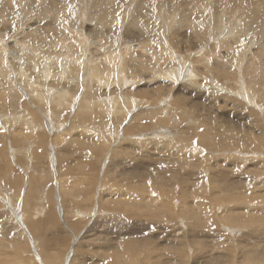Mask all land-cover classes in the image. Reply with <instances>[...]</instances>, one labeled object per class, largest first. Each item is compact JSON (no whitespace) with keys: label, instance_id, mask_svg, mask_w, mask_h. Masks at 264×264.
<instances>
[{"label":"rangeland","instance_id":"1","mask_svg":"<svg viewBox=\"0 0 264 264\" xmlns=\"http://www.w3.org/2000/svg\"><path fill=\"white\" fill-rule=\"evenodd\" d=\"M13 1L0 0V8L7 7L15 16L10 25L0 24V91L14 88L25 93H19L17 100L0 104V264H69L73 250L70 264H249L242 262L245 249H237L236 245L245 239L243 232L250 228L237 227L223 216L233 211L259 214L257 208H263L264 214V0H137L134 8V0H120L119 9L123 10L118 12L125 15L124 11L129 10L132 19L140 9V22L146 26L140 25V32L130 27L135 30L130 38L125 36V30L124 35L118 34L132 25L124 16L118 23L112 19L106 24L100 22L94 13L97 0H87L86 5L82 4L84 0H74L80 15L84 13L82 18H78L79 12L75 17L64 15L65 7H55L51 0ZM57 1L62 5L68 0ZM48 5L56 12L59 9L58 18L43 14ZM116 7L108 6L109 12L118 14ZM242 9H247L250 16L253 11L260 13V20L255 18L258 22H253L254 27H248L250 31L246 33L242 32L244 25L239 15ZM187 16L194 24L204 23L205 31L199 35L203 37L193 33L192 25L182 27L179 20ZM39 24L45 33L41 45L26 42L22 33ZM6 27L10 32L2 36ZM230 27L235 29L232 34H228ZM224 33L230 46L218 49L217 42L226 39ZM80 46L84 50L79 56L86 52L83 63L94 57L93 65L101 70L99 79L93 77L90 85L82 79L83 68L78 72L79 68L71 65L64 70L59 63L65 62L66 54L63 56L62 52L76 55ZM114 48L118 53L116 67L102 56L106 50L116 52ZM182 60L186 69L178 68L180 80L158 75L171 73ZM121 66L124 83L119 75L112 77L105 71L117 74ZM44 68L52 74L56 72L47 81L38 74ZM183 72H187V79ZM190 73L194 74L192 79ZM34 83L44 87L41 91L49 88L52 92L69 86L78 92V98L86 93L91 100L101 101L102 108L96 106L85 115L78 114L73 122L69 107L59 109L54 105L51 109L57 116L52 118V112L43 108L46 105L29 99ZM117 98L124 103L118 104L122 112L115 116L110 101ZM134 101L143 104L134 107ZM18 109L26 112L29 120H17L13 112L20 116ZM144 109L163 111L151 119H132ZM25 122L39 125L33 128ZM102 123L103 132L97 127ZM59 124L64 128H58ZM68 126L72 128L65 130ZM155 126L174 133L170 145L178 149V154L168 152L162 145L140 148L141 140ZM57 128L63 130V135ZM92 128L99 129V133ZM155 137L149 138L154 143L162 141ZM225 141L232 144H224ZM12 147L19 148L22 154L13 155ZM170 159L184 161V174L179 172L180 177L193 180L202 175L209 180H234L238 196L225 197L219 190L212 196V184L207 183L208 196L168 199L164 212L172 216L165 215L163 220L169 222H161L151 213L152 208L148 211V201L139 196L146 191L138 192L128 185L145 181L152 188L158 182L154 178L157 172L156 176L165 180L171 174L166 167ZM180 163L175 168L179 169ZM134 169L152 175L137 179L124 174ZM11 191L16 195L15 209L5 203ZM161 194H154V204L166 202ZM44 205L45 213L36 216L35 212ZM190 206L196 210L203 207L204 212L197 213L206 225L197 226L194 217L185 215ZM63 208L66 213L69 211L64 218ZM74 210L88 214L73 216ZM20 212L24 213V222ZM234 229L242 233L235 236ZM196 239L202 243L193 242ZM157 253L158 263L154 257L147 260ZM178 253L183 257H176Z\"/></svg>","mask_w":264,"mask_h":264},{"label":"bare ground","instance_id":"2","mask_svg":"<svg viewBox=\"0 0 264 264\" xmlns=\"http://www.w3.org/2000/svg\"><path fill=\"white\" fill-rule=\"evenodd\" d=\"M11 2V0H8V2ZM15 1V0H14ZM13 1V2H14ZM52 1V3H54L53 5L55 6V7H57V6H63V8L65 7V9L63 10V14L64 15H66V16H74L75 17V15L79 12V15H78V18H79V16H81V18H82V16L84 15V13H82L81 15H80V11H79V8H78V4H76V1H74V0H68V1H65V2H62V5L57 1V0H51ZM98 1V5H97V8L95 9V11H94V13H95V15L97 16V18H99L100 19V22L102 21L104 24H106L107 23V20H109V19H112L113 21H115V22H120L121 21V18L120 17H122V16H124V19L125 20H127L128 21V23H132V25H128L127 27H125V29H121L120 30V32L118 33L119 35H121L122 33H123V35H124V31L122 32V30H125V36L126 37H128V38H130L131 37V35L134 33L133 31H135V30H137L138 28H140L139 26L140 25H143L144 23H143V21H142V23L140 22V20H141V17H142V12H140L138 9L135 11V13L133 14V18L132 19H129V15H130V12H129V10H125L124 11V14L125 15H123L122 13L120 14L119 12H122V11H119V10H123V9H119V6H121V1L120 0H97ZM136 1L137 0H134L133 1V8H134V6H135V4H136ZM17 3L19 2V1H16ZM21 2V1H20ZM56 2H57V5H55L56 4ZM86 2H87V0H84V2L82 3V4H85L86 5ZM131 3H132V1H130ZM253 2V1H252ZM12 3V2H11ZM10 3V4H11ZM51 3V4H52ZM89 3H90V1H89ZM13 4V3H12ZM15 4V3H14ZM153 4V3H152ZM110 5H116L117 7H118V10L117 11H115L116 13L118 12V14H116L115 15V13H113V11H111V13L109 12V9H108V6H110ZM154 5V4H153ZM163 5H164V1H163ZM253 7H254V5L253 4H251ZM12 6V5H11ZM10 6V7H11ZM116 7V8H117ZM161 7V6H160ZM115 8V7H114ZM121 8H122V6H121ZM135 8H137V7H135ZM144 8H145V6H144ZM162 8V7H161ZM161 8H159V10H160V12L162 13V16L164 17V18H166V14L164 13L163 14V9H161ZM250 8V7H249ZM252 8V7H251ZM132 9V8H131ZM190 10H191V12H193V13H196V14H198L199 12L197 11V10H195V9H192V8H189ZM22 10H24V9H22ZM58 10V12H56V10H54V9H52L51 8V6L49 7V5H48V7H45L44 9H43V14H46V16H47V14H50V15H53V18H58L59 17V9H57ZM237 10V9H236ZM257 10V9H256ZM69 11H71L72 12V14H70V12ZM241 11V10H240ZM249 11H252L251 9L249 10ZM22 12H24V11H22ZM86 12H87V10H86ZM191 12H189V13H191ZM19 13V12H18ZM90 13V12H89ZM238 13V12H237ZM13 13H11L10 12V10L6 7V8H0V24H2V23H4V25L5 26H7V25H10L13 21H12V19H13V17H15L14 15H12ZM14 14H16V13H14ZM62 14V15H63ZM153 14V13H152ZM144 15V14H143ZM146 15H147V13H146ZM239 15H240V18H241V21L243 22V25L244 26H240L241 28H242V32H249L250 31V28H248V27H254L253 26V22H258L255 18H257L258 20H260V13L259 14H257V12L256 11H253L252 12V14H251V16H250V13L247 11V9H242V11L239 13ZM169 16V15H168ZM8 17H11V20H8ZM245 17H247V18H250V20H247V19H245ZM48 18V17H47ZM72 18V17H71ZM81 18H80V20H81ZM96 18V19H97ZM169 18V17H168ZM244 18V19H243ZM65 19V18H64ZM152 20H155L154 18H151ZM72 20H73V18H72ZM86 21V20H85ZM180 21V24H183V26L182 27H184L185 25L186 26H190L191 27V25H192V27L191 28H193V33L194 34H196V36H199L202 32H203V30L205 29V28H203L205 25H204V23H197V24H194L193 22H191L190 21V17H184V18H182V19H180L179 20ZM196 21V20H195ZM38 22H41V19H39L38 20ZM76 22V21H75ZM79 22V21H78ZM49 23H51V22H49ZM49 23H47V24H49ZM102 23V24H103ZM110 22H108V24H109ZM125 23V22H124ZM55 24V23H54ZM78 24V23H77ZM98 24V23H97ZM122 24V23H121ZM41 24H39L38 26H36V27H34V28H31L30 30H27V31H25V32H23L22 33V35H24V38H26V42H27V40H28V42H34V43H38V44H40L41 45V41L43 40V36H45L44 34V32H43V28L42 27H39ZM235 25V24H234ZM234 25H232V26H234ZM238 25V24H237ZM110 26V25H109ZM118 26H120V25H118ZM143 26H145V25H143ZM178 26V25H177ZM9 27V26H8ZM92 27V26H91ZM94 27V26H93ZM107 27V26H106ZM112 27V26H111ZM121 27H123L124 28V25L122 24V26ZM133 28V29H135V30H133L132 31V29L131 28ZM146 27V26H145ZM151 26H149V28H150ZM240 27H239V29H240ZM95 28V27H94ZM187 28V27H186ZM189 28V27H188ZM231 28V27H230ZM233 28V27H232ZM231 28V29H232ZM235 28H237V27H235ZM12 29V28H11ZM45 29V28H44ZM97 29H99V28H97ZM101 29L103 30V28L101 27ZM112 29V28H111ZM230 29V31L228 32V34H232L233 32H234V30L232 29L231 30ZM252 29V28H251ZM1 31H2V29H0ZM58 30H60V29H58ZM90 30V29H89ZM114 30V29H113ZM112 30V31H113ZM0 31V32H1ZM45 31V30H44ZM139 30H137V32H138ZM205 31V30H204ZM238 30L236 29V32H237ZM8 32H10L9 30H8V28L6 27L5 28V32H4V35H2V36H5ZM67 32V31H66ZM73 32V31H72ZM96 32V31H95ZM108 32V31H107ZM111 32V31H110ZM115 32V31H114ZM140 32V31H139ZM235 32V33H236ZM44 33V34H43ZM75 33V32H74ZM77 34V33H76ZM141 34H142V31H141ZM263 34V33H262ZM80 35L81 36H83L84 37V33L81 31V33H80ZM113 35V34H112ZM226 35V39H223V40H219L218 42H217V44H216V48H218V47H225V48H227V47H229L230 46V41L229 40H227V33L225 34L224 33V35H222L223 37ZM109 36V35H108ZM114 36V35H113ZM136 36V35H135ZM134 36V37H135ZM206 36V35H205ZM204 36V37H205ZM233 37L232 38H234L235 37V35L233 34L232 35ZM237 36V35H236ZM100 37V36H99ZM110 37V36H109ZM133 37V38H134ZM199 37H203V34H202V36H199ZM82 38V37H81ZM108 38V37H107ZM143 38V37H142ZM141 38V39H142ZM146 38V37H145ZM164 38V37H163ZM169 38V37H168ZM237 38V37H236ZM121 39V38H120ZM179 39V38H178ZM217 39V38H216ZM230 39V38H229ZM241 38H239V40H240ZM25 40V39H24ZM113 40V39H112ZM130 40H133V39H130ZM166 40V42H167V39H165ZM164 40V41H165ZM109 41V40H108ZM134 41V40H133ZM16 43H19V41H15ZM24 42V41H23ZM30 42V43H31ZM98 42V41H97ZM166 42H163L164 43V45H165V47H166ZM239 42V41H238ZM99 44H101V43H99ZM98 44V45H99ZM196 44V43H195ZM19 45V44H18ZM83 45V44H82ZM97 45V46H98ZM56 46H57V44H56ZM103 46V45H102ZM108 46H109V44H107V46H105V47H107L108 48ZM145 46V44H143V45H141V47H142V49H145L146 47H144ZM23 47V46H22ZM66 47V46H65ZM130 46H128L127 47V49H130L129 48ZM135 47V46H134ZM40 48V47H39ZM93 49V48H92ZM136 49V48H135ZM219 49V48H218ZM228 49V48H227ZM84 50V47L83 46H80V49H79V52L76 54V55H74V53H72V54H69L68 53V51H67V53H64V52H62V55L64 56L65 54V62L64 63H61V62H59L61 65H62V67H63V69L64 70H68L70 67H71V65H75V66H77L79 69H78V72L80 71L81 72V69L80 68H83V70L84 71H82V72H84V74L82 73V79H84V83H88V85H90L89 83H91V81L93 80V77H97L98 78V75L100 74V72L99 71H101L100 70V68L96 65V64H94L93 65V63H94V61L96 60L94 57H92L91 58V60H89L88 61V63L87 64H84L83 63V54H86V52L84 51L80 56H79V53H81V51H83ZM113 50H115V48L113 49ZM87 51V50H86ZM107 51V50H106ZM106 51H103L104 52V54L105 55H102V56H104V58L103 59H105V61L108 63L109 62V64L111 63V66H114V67H116L117 65H116V63H117V58H118V53H117V51L116 52H106ZM35 52V51H34ZM55 52V51H54ZM125 52H127L126 50H125ZM55 55V54H54ZM120 55V54H119ZM37 56V55H36ZM99 57H101V56H99ZM158 59V58H157ZM58 60V59H57ZM18 61V60H17ZM17 61H16V63H17ZM86 61V60H85ZM14 62V61H13ZM20 62H18V64H19ZM17 64V65H18ZM118 64V63H117ZM106 65H108V64H106ZM160 65V64H159ZM119 66V65H118ZM180 66H183V69L185 70L186 68H185V60H182L181 62H180V64L178 65V67L176 68H174V70H172L171 71V73H169L168 71H166V72H164L163 74H158L159 76H166V77H169V78H173V77H175V78H178V80H180V78H182V77H179V74H180ZM0 67H2V66H0ZM61 67V66H60ZM59 67V68H60ZM179 68V69H178ZM188 68V67H187ZM19 69V68H18ZM17 69V70H18ZM20 69H22V68H20ZM118 70H117V74H115V72H112L111 70L110 71H108V70H105L106 72H108L109 73V75H112V77H113V75L114 76H118V78H119V80H120V82L121 83H124L125 81H124V76H123V74H122V70L124 69L123 68V66H121V67H118L117 68ZM113 71H114V68L112 69ZM183 70V71H184ZM58 71V70H57ZM38 74L39 75H42L43 77V79H46V81H47V79H48V77H51V75H53V74H55V73H53L52 74V71H50V70H48V69H43V70H38ZM51 72V73H50ZM54 72V71H53ZM61 72V71H60ZM156 72V71H155ZM62 73V72H61ZM61 73H59L60 75H61ZM19 74L20 75H22L21 74V72H19ZM190 74H192L191 76H190V78L192 79V76L194 75L193 73H190ZM34 75V74H33ZM183 75H185V78L187 79V72H186V74H185V72H183V74H182V76ZM60 78H57V79H59V81H60V83L61 82H63V80L61 79L62 78V76H59ZM117 78V77H116ZM189 78V79H190ZM194 78V77H193ZM22 79H23V76H22ZM56 79V78H55ZM64 79H65V77H64ZM99 79V78H98ZM54 80V79H53ZM51 81V80H50ZM58 81V80H57ZM46 83V82H45ZM80 83V82H79ZM82 84H83V82H82ZM16 86V85H15ZM50 86V85H49ZM79 86H80V84H79ZM84 86V85H83ZM87 86V85H86ZM89 87V86H88ZM32 88V87H31ZM42 88H44V87H42V86H40V85H38V84H33V89H29L30 91H29V99H36L37 101H40L41 102V104H43V105H46V106H43V108L45 109V111H47V112H52V114L50 115L52 118H54V116H57V112L56 111H54V110H52L51 108L52 107H55V106H58V108L59 109H64V108H66V107H69L70 108V110H72V119H73V122H74V116L76 117L78 114L80 115H85L86 113H89L91 110H93L94 109V107H96V106H99V107H101V105H100V103H101V101H94V100H91L87 95H86V93L84 94V93H82L83 95H80V97L78 98V92L77 91H73L69 86H63V87H60L59 89H60V91H56V92H52L51 91V89H46V90H43V91H41L42 90ZM17 89V88H16ZM18 90V89H17ZM17 90H15L14 88H10V90H3V91H0V104L1 103H5L6 101H8V100H12V99H14L15 97H17L18 98V94L19 93H21V94H24L25 92L24 91H22V90H18V92H17V94H16V92L15 91H17ZM78 90V89H77ZM80 91V90H79ZM87 91V90H86ZM15 92V93H14ZM9 93V94H8ZM11 93V94H10ZM27 95V94H26ZM98 99V98H97ZM15 100H17L16 98H15ZM125 100H127V99H125ZM120 103V105L122 104L123 105V103H124V100H122L121 98H117L115 101H110V107L112 106V108L115 110L114 111V113L113 114H115V116H117V115H119L121 112H122V110L120 109V107H119V104ZM142 103V102H141ZM141 103L140 102H133L132 104H133V106L134 107H138V105L140 106L141 105ZM127 104V103H126ZM129 104H131V103H129ZM143 104V103H142ZM55 105V106H54ZM132 106V107H133ZM145 106V105H144ZM13 108V111H15L14 110V104H13V106H12ZM104 107V106H103ZM102 108V107H101ZM149 108V107H148ZM11 109V108H10ZM40 109V108H39ZM51 110V111H50ZM57 110V109H56ZM163 110H164V108H163ZM163 110H159L158 109V111L157 110H150V109H148V110H142V111H139V112H137L135 115H133L132 116V119L133 120H142V119H147V118H152L153 117V115L154 114H156V113H158V112H162ZM18 111H20V116H18V114H17V111L16 112H13V115H14V117L17 115V120H19L20 122L21 121H23V120H21L20 118L22 117H24V118H28L27 117V113L25 112L24 113V111L23 110H19L18 109ZM24 113V114H23ZM62 113V112H61ZM60 113V114H61ZM129 113V112H128ZM50 114V113H49ZM25 115H26V117H25ZM122 115V114H121ZM132 115V114H131ZM5 118V117H4ZM118 119V118H117ZM28 120H29V118H28ZM31 120V119H30ZM98 120V119H97ZM115 120H116V118H115ZM24 121H26V120H24ZM77 121V120H76ZM15 122V121H14ZM118 122V121H117ZM19 123V122H18ZM4 124V123H3ZM12 124V123H11ZM38 124V123H37ZM36 123H27V122H25V125H29V126H32L33 128H36V127H38V125H37ZM0 125H2V123L0 122ZM13 125H15L14 123H13ZM50 125V124H49ZM47 126V125H46ZM55 127L57 126V125H54ZM75 126V125H74ZM58 128H64L63 127V125H58L57 126ZM97 127H99V128H101L100 129V131H105V129L103 128V123L102 124H97ZM156 128L153 130V131H151L150 132V134L149 133H147V134H149V136L147 135L146 137V139L145 140H141V141H143L141 144H140V148H147V146L148 145H153L154 147H157V148H159L160 147V145H162L164 148H167L168 150V152L169 151H172L173 150V152L175 153V152H177V154H178V149H172L173 147H171V145H170V143H171V139L173 138V132H169V130L170 129H167V128H164V127H162V126H155ZM9 128H10V126H9ZM57 128V129H58ZM72 127H70V126H68L67 128H65V130L67 129H71ZM113 128V127H112ZM11 129H13V128H11ZM60 129H58V130H60ZM93 129V128H92ZM91 129V130H92ZM58 130H56V131H58ZM107 130V129H106ZM60 131H62L61 133H59V135H63V130H60ZM93 131H95V132H97V133H99V129H93ZM116 135H115V137H117V135H118V133H119V130L118 129H116ZM107 133V132H106ZM152 133V134H151ZM151 135H154V136H156L155 138H159L160 140H162V141H160V142H155L154 143V141H152L149 137L151 136ZM99 136V135H98ZM100 138H101V135L99 136ZM103 138V137H102ZM152 138V137H151ZM154 138V139H155ZM169 138V140H164V139H168ZM140 139V138H139ZM153 139V138H152ZM224 144H227V145H231L232 143L230 142V141H228V143L225 141L224 142ZM30 148H31V146H30ZM29 149V146L27 147V150ZM32 149V148H31ZM26 150V149H25ZM11 152H12V154L13 155H17L18 154V152H20L21 153V150H19V148L17 149V148H13L12 147V149H11ZM29 152H30V150H29ZM29 152L27 153L28 154V156H30L29 155ZM149 152V151H148ZM22 154V153H21ZM26 154V152H25V155H27ZM150 154V153H149ZM151 155V154H150ZM152 156V155H151ZM147 157H150V156H147ZM150 159H151V157H150ZM171 160V159H170ZM181 162V163H180ZM176 163H180V167H179V169L178 168H175L176 166H177V164ZM166 164H167V166L166 167H169V171L171 172V174L169 175L168 173V175H166L167 177H166V179L165 180H163V179H159V177L158 176H156L157 175V173H156V175H155V177L154 178H157L158 179V182H156V185L155 186H153L152 188H150V186H147V184H146V182L145 181H142L140 184H138V185H128V187H133V188H135L138 192L140 191V190H142V191H146V194H144V193H139V196H140V198L142 199V200H147L148 201V203H147V207H148V211H150V209L152 208V212L151 213H154V215H156L157 217H158V219H160L161 218V222H164V223H168L169 221H166V220H163V218H164V216L166 215V213L164 212V207H166V206H168L169 204H168V199H174V198H178V197H180V196H182L181 198H183V197H187V198H191V197H197V196H208L209 195V192H207V189H209L210 188V192H211V195L212 196H215L214 195V191H217V190H219V191H221V193H222V195L223 196H225V197H231L232 196V198H235V197H237L238 196V194H239V192H238V188L237 187H235V186H237V184H236V182L233 180L232 182H230L229 181V178H227V179H224V180H220V179H216V178H212L211 180H209L207 177H202V175H200V176H196V178L194 177V179L192 180V179H190L189 177H185V176H182V177H180L179 176V172H182V174H184V170L182 169L183 168V165H184V161L182 160V159H174V160H171L170 161V163L169 162H166ZM104 168L106 167V163L104 162ZM136 167V166H135ZM178 167V166H177ZM158 171V170H157ZM149 172H145V171H141V170H136V169H134V170H129V171H127V172H124V174H128L129 175V177H131V178H137V179H140V177H145V176H147V177H151L150 176V174H148ZM152 175V174H151ZM165 176V175H164ZM203 178H204V180H203ZM143 178H141V180H142ZM222 182V183H221ZM207 183H211L212 184V186L211 187H209L208 188V186H207ZM145 185V186H144ZM235 187V188H234ZM153 192V193H152ZM156 192H160V193H162L161 195H163L165 198H166V202L165 203H163V204H160V203H155L154 204V200H156V199H154V194H156ZM42 194V193H41ZM149 196V197H148ZM6 197H8L7 198V200H6V204H10L11 205V207H13L12 209H15L14 208V203H16L15 202V197H16V195H15V193H14V191H11V193H9V194H7V196ZM237 199H239V198H237ZM25 200V199H24ZM43 205V204H42ZM189 205V204H188ZM182 206H185V204H183ZM209 208H211V206H208ZM45 208H46V206L44 205V206H41V208H38V210L35 212L36 213V216L37 215H43L44 213H45ZM171 208H173V206H171ZM199 208V207H198ZM62 209V208H61ZM64 209V208H63ZM174 209V208H173ZM197 208H195V207H188L187 209H186V213H185V215L187 216V217H194V219L195 220H197V222L196 223H194L195 225H199V226H201V225H206V223L203 221V220H200V218H199V216H198V213L197 212H204V209H203V207L201 206V208L200 209H198V210H196ZM257 209H259V214H254L253 212H236V211H233L234 213H232V214H225V216H223V218L227 221V222H230L231 224H235V225H237V227L238 226H242V227H246V228H250L248 231L249 232H246V233H244L243 232V238H245L244 240H241L240 242H237L238 244L236 245V248L237 249H240L241 248V250H242V248H244L245 249V254H246V256L243 258V261L242 262H247V263H249V264H251L252 262L254 263V264H264V214H263V208H257ZM234 210V209H233ZM22 211V210H21ZM178 212H185L183 209H178ZM21 213V217H22V221L24 222L25 221V217H24V213L23 212H20ZM150 213V212H149ZM76 214H78V215H76ZM88 214V212H86V211H82V210H74L73 211V216H78V217H85L86 215ZM66 215L68 216L69 215V211L66 213V209H64V210H62V218H64V217H66ZM110 216V215H109ZM166 216H172L171 215V213H169L168 215H166ZM167 218V217H166ZM109 219V218H108ZM170 221H172V220H170ZM139 229V228H138ZM24 230L26 231V229L24 228ZM243 231V230H242ZM240 233H242L241 231H240V229H238V230H236V229H234L233 230V234L236 236L237 234H240ZM256 237V239H255V237ZM125 240V239H124ZM193 242H196V243H198V244H200V243H202V240H200V239H196V240H193ZM245 242V244H243ZM251 244V245H250ZM249 246V247H246V246ZM70 252H72V254H70L69 255V258H68V262H69V264H70V261H71V259H72V255H74V250L73 251H70ZM156 258L157 259V261H156V259H155V262L156 263H158V261L160 260L159 259V255H158V253L156 254V255H151V256H149L148 258H147V260H149V259H151V258ZM176 257H178V258H182L183 257V255L182 254H180V253H178L177 255H176ZM71 258V259H70ZM163 262H165V261H163ZM227 262V261H226ZM225 263V262H224ZM97 264H103V262L101 263V261L99 262V263H97ZM167 264H169V263H167ZM228 264H232L231 262H229Z\"/></svg>","mask_w":264,"mask_h":264}]
</instances>
